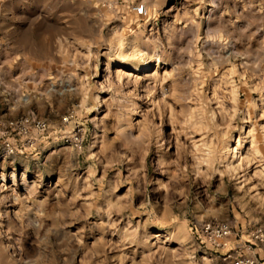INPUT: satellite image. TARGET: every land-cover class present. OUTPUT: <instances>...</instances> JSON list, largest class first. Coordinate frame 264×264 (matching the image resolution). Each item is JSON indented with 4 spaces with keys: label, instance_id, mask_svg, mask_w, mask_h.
Here are the masks:
<instances>
[{
    "label": "rangeland",
    "instance_id": "rangeland-1",
    "mask_svg": "<svg viewBox=\"0 0 264 264\" xmlns=\"http://www.w3.org/2000/svg\"><path fill=\"white\" fill-rule=\"evenodd\" d=\"M211 220L264 226V0H0V264L224 263Z\"/></svg>",
    "mask_w": 264,
    "mask_h": 264
},
{
    "label": "built area",
    "instance_id": "built-area-1",
    "mask_svg": "<svg viewBox=\"0 0 264 264\" xmlns=\"http://www.w3.org/2000/svg\"><path fill=\"white\" fill-rule=\"evenodd\" d=\"M133 10L139 6H133ZM43 128V123H38ZM202 241H205L215 251L227 247L220 256L223 261L231 264H261L254 252L256 246H264V226H254L247 234V239L241 240V231L224 221H205L199 227ZM231 238L239 239L237 243L230 245Z\"/></svg>",
    "mask_w": 264,
    "mask_h": 264
},
{
    "label": "crops",
    "instance_id": "crops-1",
    "mask_svg": "<svg viewBox=\"0 0 264 264\" xmlns=\"http://www.w3.org/2000/svg\"><path fill=\"white\" fill-rule=\"evenodd\" d=\"M262 248H264V246H261V249H262ZM254 252H255V254H256V249H255V248H254ZM257 252H258V253H257L258 256H257V255H256V256L259 258L260 263H261V264H264V249H263V252H262V253H261L260 250H258ZM223 262H224V261H223ZM217 264H231V262H229V261H225L224 263H220V262H219V263H217Z\"/></svg>",
    "mask_w": 264,
    "mask_h": 264
}]
</instances>
